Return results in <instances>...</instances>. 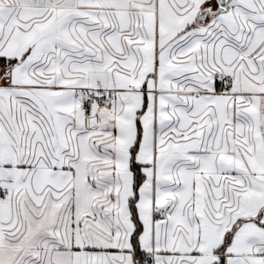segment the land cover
I'll list each match as a JSON object with an SVG mask.
<instances>
[{"label": "snow or ice", "instance_id": "6c2138e0", "mask_svg": "<svg viewBox=\"0 0 264 264\" xmlns=\"http://www.w3.org/2000/svg\"><path fill=\"white\" fill-rule=\"evenodd\" d=\"M0 264H264V0H0Z\"/></svg>", "mask_w": 264, "mask_h": 264}]
</instances>
